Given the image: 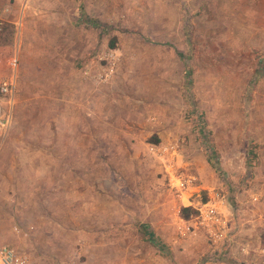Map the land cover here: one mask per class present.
Instances as JSON below:
<instances>
[{
	"label": "rangeland",
	"instance_id": "obj_1",
	"mask_svg": "<svg viewBox=\"0 0 264 264\" xmlns=\"http://www.w3.org/2000/svg\"><path fill=\"white\" fill-rule=\"evenodd\" d=\"M13 1L0 0V84H14L0 245L29 264H264V217H250L264 208V0H68L63 19L35 17L52 0L26 22ZM107 49L114 75L85 77ZM174 139L166 170L148 148ZM173 174L196 176L182 198ZM216 194L247 241L227 223L214 243L181 216Z\"/></svg>",
	"mask_w": 264,
	"mask_h": 264
},
{
	"label": "built area",
	"instance_id": "obj_2",
	"mask_svg": "<svg viewBox=\"0 0 264 264\" xmlns=\"http://www.w3.org/2000/svg\"><path fill=\"white\" fill-rule=\"evenodd\" d=\"M7 20L0 15V34L5 28ZM118 56L112 49H107L104 52H100L98 55L99 61L105 63H99L100 65L92 66V63H84L82 67V74L85 77L93 78L96 81H107L115 73V65ZM0 96H4L9 103L14 101V84L11 80H4L0 84ZM11 112L4 111L0 102V131L6 132L10 125ZM182 142L178 139H174L170 142H159L149 145V152L165 162V168L168 170L173 167L172 161L174 160L178 150L181 148ZM174 175V174H173ZM196 176L193 174L187 175L185 178L181 176H173L171 182L175 187V191L179 198H182L184 191L194 181ZM220 201V197L216 194L215 197L209 198L206 201L188 200V206L193 207L197 211L196 216V228L204 230L212 242L216 243L221 241L225 237V228L227 225V219L220 211L217 203ZM0 264H29L28 257L16 251L14 248L8 245H0Z\"/></svg>",
	"mask_w": 264,
	"mask_h": 264
},
{
	"label": "crops",
	"instance_id": "obj_3",
	"mask_svg": "<svg viewBox=\"0 0 264 264\" xmlns=\"http://www.w3.org/2000/svg\"><path fill=\"white\" fill-rule=\"evenodd\" d=\"M22 1H24V0H14L11 6L15 7V8L16 7L19 8V6H20V8L25 7L24 8L25 10L22 11V12H26L25 17H21V18L24 19V22H26V19L28 18V15H30L31 13H34L33 12L34 10L31 8V5H34L40 11V10L44 9V7H46L47 5H50V2L52 0H25V3L23 5H22ZM66 1H68V0H53V3H55L56 6H57L56 10H58L56 13H53V14H50V15L45 13V15H41V16L38 15V16H35V17H37V18H39L41 20H44V21H46V20L49 21L50 18H51V20H52V18L53 19L56 18V19H59V20L63 19L64 13H62V9H63L62 6H63V3H65ZM38 3L40 5H38ZM57 3H61L59 8H58V4ZM15 4H17V6ZM18 4H19V6H18ZM28 7H30V8H28ZM12 118H13V116L11 115V120H12ZM10 124H11V121H10ZM220 208H221L222 211L225 210V211L228 212V207H227L226 201H222L220 203ZM262 210L263 211H262V213L260 215H259V213H258V211L256 209L255 211L252 212V214L250 216L252 218H254L255 215H256V217H258V218L255 219L256 220L255 221L256 224L257 223L260 224L261 223V219L264 217V208L263 207H262ZM227 223L229 225L228 226L229 230L228 231L226 230V234H227L226 237H227L228 241H231V242L247 241V239L251 238L253 236V234H254L251 231V229H244V227L242 226V222H241V220L239 218L227 219ZM238 244H241V243H238ZM219 251H221V249H219Z\"/></svg>",
	"mask_w": 264,
	"mask_h": 264
},
{
	"label": "trees",
	"instance_id": "obj_4",
	"mask_svg": "<svg viewBox=\"0 0 264 264\" xmlns=\"http://www.w3.org/2000/svg\"><path fill=\"white\" fill-rule=\"evenodd\" d=\"M196 211H194L192 208H188V207H183L182 209H181V216L182 217H184L185 219H188L189 217H190V215L191 214H195L196 215ZM141 229H142V231H143V234L145 235H147V237L149 238V240L152 242V243H154L155 245H157L158 247H161L162 245L161 244H159V243H157L155 240H154V238H153V236H152V234H151V232H149V231H147V227H146V225H143V226H141ZM261 243H262V245L264 246V232L262 233V235H261Z\"/></svg>",
	"mask_w": 264,
	"mask_h": 264
}]
</instances>
